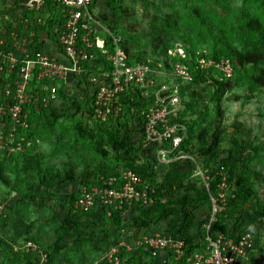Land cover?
<instances>
[{
  "label": "trees",
  "instance_id": "16d2710c",
  "mask_svg": "<svg viewBox=\"0 0 264 264\" xmlns=\"http://www.w3.org/2000/svg\"><path fill=\"white\" fill-rule=\"evenodd\" d=\"M10 1L11 6L5 9L1 17L5 15L18 16L20 13L33 14L24 10L23 3L26 0ZM260 1L264 4L263 0ZM99 6H102L101 1L93 0L92 8L96 10ZM60 19L59 14H54L47 20L44 30L49 32V36L55 20ZM97 19L108 29L104 35L105 44L110 51H113V40L114 37L117 38L114 23L117 22V19L115 15L110 16L105 12L99 13ZM109 31L113 34L110 35ZM163 41L164 38L159 37L155 45L156 50L164 44ZM120 46L128 54L131 63L150 60L153 68L171 72L172 65L176 61L168 54V49L159 51L157 57L140 59L130 52L126 43L122 42ZM187 55V63L190 65L194 80L186 85L213 82L217 89V103L222 101L228 85L216 76H224L215 69L208 72L201 71L197 67V59L207 57L219 61L236 57L241 65L246 59L245 55L236 49L230 50L228 57H220L217 53L208 55L197 52H188ZM103 58L105 59V57ZM160 63H163L165 67L160 68ZM58 95L60 99L62 98V103L59 106L51 104L48 107H41L39 110L35 107H28L29 129L22 130V135L19 136L25 138L23 144L26 151L13 156L19 159L23 174L33 180L26 186L30 193L28 199L32 203L41 207L45 205L44 200L40 197L36 198L32 192L37 182L49 191L67 183L79 184L90 190L91 187L101 183L102 177L106 179L119 177L122 171L128 169H132L142 178L150 180L156 186V191L153 204L144 206L134 203L131 206L125 205L121 210L110 208V215L104 207H94L88 212L75 210L74 203L81 197L80 193L70 201L68 207H65L68 210L67 217L63 224L56 227L51 239L43 245L38 240L32 239L38 248L42 249L44 253L46 252L49 264H109L106 257L112 247L118 249L117 257L120 258V264H174L170 262L171 255L169 253L154 257L155 255L147 247L140 245L144 236L156 233L184 240L185 254L177 264H192L189 261L190 258L205 249L204 225L212 217L211 198H218L222 192L220 187L224 181L228 192L226 195L224 193L225 201L220 203L222 211L217 215L216 221L212 223L210 236L213 239H217L221 235L235 239L242 234L243 231L235 225L243 218H237V215L249 203L250 199L256 197L254 184L256 182L264 183V155L251 151V141L241 140L245 131L242 123L234 124V131L229 134H226L222 129H215L207 136H201L196 151L197 157L204 167L210 170L213 179L210 189L207 191L202 186L198 187L196 182L187 183L195 169L194 161L190 159L178 160L168 165L160 180L155 175L149 174V163L147 162L155 160L156 153L160 148H168L167 144L157 143L146 148L138 147L144 137L145 118L142 112L150 106L151 98L129 92L120 97L123 111L119 117L113 119L111 116L108 122L99 124L95 122L92 114L93 97L87 95L81 99L69 97L64 90V84L61 85ZM69 111L78 118L74 121V131L81 140L90 144L91 150L100 158V161L86 162L82 168L68 167L56 172L47 171L43 168L42 155L35 151L29 152L26 143L34 137L33 127L35 124L40 123L48 131L54 132L55 127L67 117ZM179 120L181 121V117ZM226 141L229 142V147H223V143ZM181 149L185 152L187 141L183 142ZM6 160L0 161V182L11 187L12 181L7 173L8 166L6 164L8 162ZM253 210L246 224L253 227V230H249L250 232L259 236L264 230V201L255 202ZM18 230L15 234H18ZM6 231L5 220L0 221V244L5 241ZM113 232L114 234H112ZM68 236L73 239L67 240ZM9 241L10 244L12 241L15 242L14 236L9 237ZM2 244L1 248L4 253H0V255L4 257L6 255L7 263L11 261L9 255L16 256V261H20L18 255L20 251L15 252L13 245L5 244L2 247ZM89 247L98 249L99 253L104 255L95 262L93 258L87 256L86 252L79 253L82 249ZM76 249L79 250V259L73 260L62 256L63 251L71 250L73 252ZM252 251L253 249L249 250L250 253ZM30 253H32L31 255L34 253V255L32 261L28 262L29 264L39 261L37 252ZM165 257L169 259V262L162 263L161 259Z\"/></svg>",
  "mask_w": 264,
  "mask_h": 264
},
{
  "label": "built area",
  "instance_id": "2783aa9c",
  "mask_svg": "<svg viewBox=\"0 0 264 264\" xmlns=\"http://www.w3.org/2000/svg\"><path fill=\"white\" fill-rule=\"evenodd\" d=\"M92 5L93 0H26L24 10L33 14L0 17V161L26 151L25 138L19 136L22 130L29 129L28 107L39 110L56 102L64 84L69 97L81 99L87 95L94 98L92 114L99 124L108 122L111 116L113 119L119 117L123 111L120 97L125 94L130 92L151 98L150 106L142 112L144 137L138 147L146 148L154 143L168 145L157 151L155 160L147 162L149 174L160 180L171 163L193 161L181 149L187 129L179 121L180 85L194 80L187 63L188 55L182 47L170 53L171 58L176 59L171 72L153 68L150 60L131 63L119 38L114 37L113 51L107 48L104 35L108 29L97 19ZM54 14H59L61 19L55 20L49 36L44 26ZM196 62L201 71L215 69L224 77L233 74L229 59L218 61L200 57ZM159 67L165 66L160 63ZM30 146L31 142H27V149ZM197 174L203 182L202 187L209 191L213 180L210 170L198 169ZM225 186L224 181L220 189ZM155 191L156 186L150 180L128 169L119 177H102L101 183L90 190L82 187V195L75 201L74 208L88 212L94 207H104L110 215V208L121 210L134 203L153 204ZM211 201L214 206L217 201L224 203L223 191L217 201L214 197ZM218 208L220 210V206ZM215 221L213 214L204 225L205 249L195 253L189 261L192 264H239L254 247L253 233H243L235 239L222 235L213 239L210 231ZM140 245L153 255L164 250L174 251L177 257L185 254L184 240L161 233L144 236ZM26 248L27 252L37 250L33 243ZM39 254V261L34 264H49L48 255ZM117 254L118 249L112 247L106 257L109 264H120Z\"/></svg>",
  "mask_w": 264,
  "mask_h": 264
},
{
  "label": "rangeland",
  "instance_id": "374dc122",
  "mask_svg": "<svg viewBox=\"0 0 264 264\" xmlns=\"http://www.w3.org/2000/svg\"><path fill=\"white\" fill-rule=\"evenodd\" d=\"M100 1L102 6L96 9L97 15L103 12L110 16L115 15L117 38L121 43H126L130 52L140 59L157 57L159 51L166 49L170 54L177 47H182L186 53H217L220 57H228V52L236 49L246 57L243 65L239 64L236 57L227 58L232 60V76H216L228 85L220 103L216 101L217 89L213 82L180 85L182 110L179 121L184 123L187 129L185 154L191 157L195 164V169L187 180L188 184L196 182L198 187L202 186L203 182L197 172L205 167L198 159L196 151L201 136H207L215 129H222L229 134L234 131V124L242 123L245 131L241 140L251 141V151L264 155V4L260 0ZM10 6V0H0V17ZM159 37L164 38V44L156 50L155 45ZM60 103L62 98L51 104L59 106ZM76 119L78 118L69 111L67 117L55 127L54 132L48 131L40 123L34 125L35 133L30 141L29 152L35 151L42 155L45 170L56 172L68 167L82 168L86 162L100 161L91 150L90 144L81 140L74 131ZM227 141L223 143V147H229ZM6 161L12 186L7 187L0 182V208L3 209L0 221L5 220L7 231L9 229L4 235L5 241L1 244L2 247L5 244L13 245L15 252L20 251V261H16V256L9 255L10 259L7 258L11 261L7 263L6 255H0V263L29 264L34 253L31 255L32 253L27 252L26 245L34 244L32 239L38 240L42 245L51 239L56 227L63 224L67 217L68 210L65 207L79 196L82 187L79 184L67 183L49 191L37 182L32 192L36 198H42L45 205H35L28 199L30 193L26 187L33 180L23 174L18 158L12 157ZM254 188L256 197L250 199L237 215V218H243L235 225L243 231L242 234L253 230L246 222L254 211V203L264 201V183L256 182ZM221 190L225 195L228 192L226 186ZM214 198L217 201V197ZM212 206V215L217 219V215L222 211L220 202L217 201L215 206L212 203ZM16 230L18 234H15ZM261 232L259 236L253 234V251L247 258L241 259L239 264H263L264 230ZM13 236L15 242L8 243L9 237ZM70 238L73 239L68 236L67 240ZM1 244L0 253H4ZM78 251H63L62 256L79 259ZM84 252L95 262L104 255L91 247L79 251L80 254ZM164 253L171 255L170 262L174 264L181 260L172 250L159 251L154 257Z\"/></svg>",
  "mask_w": 264,
  "mask_h": 264
},
{
  "label": "crops",
  "instance_id": "0c3cea01",
  "mask_svg": "<svg viewBox=\"0 0 264 264\" xmlns=\"http://www.w3.org/2000/svg\"><path fill=\"white\" fill-rule=\"evenodd\" d=\"M2 210H3V209L1 208V209H0V213L2 212ZM8 231H9V229H8ZM70 240H72V239L70 238ZM36 246H37V245H36ZM33 252H37V253L39 254L40 252H43V250L37 247V250H36V251L34 250ZM43 253H44V252H43ZM45 253H46V252H45ZM161 260H162V261H161L162 263H167V261L169 262V259H167L166 257H165L164 259H161Z\"/></svg>",
  "mask_w": 264,
  "mask_h": 264
}]
</instances>
